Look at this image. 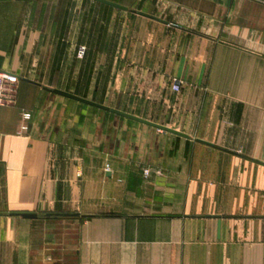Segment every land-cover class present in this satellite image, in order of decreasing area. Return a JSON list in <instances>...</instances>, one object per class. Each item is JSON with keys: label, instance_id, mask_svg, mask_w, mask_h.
<instances>
[{"label": "crops", "instance_id": "crops-1", "mask_svg": "<svg viewBox=\"0 0 264 264\" xmlns=\"http://www.w3.org/2000/svg\"><path fill=\"white\" fill-rule=\"evenodd\" d=\"M107 1L0 0V264H264V0Z\"/></svg>", "mask_w": 264, "mask_h": 264}, {"label": "water", "instance_id": "water-1", "mask_svg": "<svg viewBox=\"0 0 264 264\" xmlns=\"http://www.w3.org/2000/svg\"><path fill=\"white\" fill-rule=\"evenodd\" d=\"M93 1L98 2V3H101V4H104V5H107V6H110V7H113V8H116V9H120V10H123V11H127V8H125V7H123V6L119 5V4H116V3H113V2L107 1V0H93ZM137 13L140 14V15H142V16H145L147 18H151L153 20L166 23V22H164V21H162V20H160L158 18H155L153 16H150V15H147V14H143V13H140V12H137ZM50 91L52 93H54V94L63 96L65 98H68V99H71V100H75V101H78V102H81V103L90 105L92 107H95V108H98V109H101V110L109 111L111 113L120 115L122 117L131 119V120H135V121L141 122L143 124L152 126L154 128H157V129H160V130H163V131H166V132H169V133L178 135V136L187 137V135H185L183 133H180V132H177L175 130H172L170 128L163 127V126H160V125L151 123V122H149L147 120H143L141 118L135 117L133 115L126 114V113L121 112V111H118V110L110 109V108L105 107L103 105L97 104L94 101H91V100H87V99L78 97V96H76L74 94H71V93H68V92H65V91H62V90H58V89H54V90H50ZM20 216L22 218H25V219H35V218H37V215L36 214H20ZM48 216L50 217L51 214H49ZM60 216H62V217H72V216H75V215H71V214H61Z\"/></svg>", "mask_w": 264, "mask_h": 264}, {"label": "built area", "instance_id": "built-area-1", "mask_svg": "<svg viewBox=\"0 0 264 264\" xmlns=\"http://www.w3.org/2000/svg\"><path fill=\"white\" fill-rule=\"evenodd\" d=\"M87 53V47L81 46L78 49V57L80 59H83ZM18 82V78L10 73H5L0 71V105H3L5 103H8L10 101L9 93H13L15 90V85ZM184 86V81L179 78L172 79L171 82V90L172 92L179 94L182 91V88ZM23 124L21 125L20 133H25L28 131L29 126L27 123L31 120V114L25 113L22 115ZM106 170H110V166L106 165ZM145 177H148L149 171L145 170L144 172Z\"/></svg>", "mask_w": 264, "mask_h": 264}, {"label": "rangeland", "instance_id": "rangeland-1", "mask_svg": "<svg viewBox=\"0 0 264 264\" xmlns=\"http://www.w3.org/2000/svg\"><path fill=\"white\" fill-rule=\"evenodd\" d=\"M35 1H39V0H35ZM50 1H52L53 3L52 2L51 3H48L47 6L48 7H52L53 10H54V8L55 9L57 8V10H58L59 6H62L61 5V2L63 0H50ZM37 6H41V5L40 4H37ZM55 13H58V11L55 10ZM53 17H54V15H53ZM55 17H58V15H55ZM74 33L75 32L73 30L70 31L69 32V36L71 38L74 37ZM69 46L67 48L68 49L67 69H68V72H69L68 77L66 79L65 78H61V79H58V78L54 79L53 78V79H51L49 81L47 79H41L40 81L49 82V83L55 85V87L67 88L68 90L71 89L72 91H75V79H74V77H73L72 74L75 71V61H76V58H78V59H80V58L78 57V54L76 53L77 48L74 47V46L73 47L72 46L69 47ZM54 49H57V48H53V51H54ZM51 58H52V61L53 62H56V61L59 62L58 56L56 57L54 55V52H53V55H52ZM47 59H48V57H47ZM83 59H85V57ZM54 67H55V65H54ZM88 67H89V64L85 62V70H87ZM105 169H106V167H105Z\"/></svg>", "mask_w": 264, "mask_h": 264}]
</instances>
